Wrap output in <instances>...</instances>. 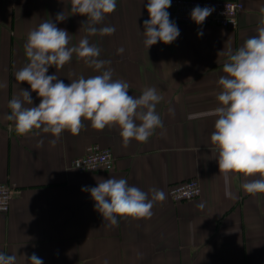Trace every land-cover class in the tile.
Masks as SVG:
<instances>
[{"label": "crops", "instance_id": "crops-1", "mask_svg": "<svg viewBox=\"0 0 264 264\" xmlns=\"http://www.w3.org/2000/svg\"><path fill=\"white\" fill-rule=\"evenodd\" d=\"M240 1L244 9L237 27L173 21L177 39L147 49L148 0H116V10L97 25L115 28L105 36L88 35L87 17L71 12V0H0V182L15 186L8 210L0 211V252L16 255V264H28L33 254L43 264H264V193H247L242 176L229 175L226 182L210 139L227 59L219 53L235 51L258 34L264 8V0ZM59 13L66 17L60 22ZM46 20L70 34L69 47L85 37L97 46L99 59L110 61L105 67L113 70V79L130 85L129 95L156 88L163 97L156 106L163 127L147 142L132 140L127 147L118 127L96 130L87 120L79 134L64 131L55 146L51 134L10 130L9 101L21 88L31 92L29 84L15 79L28 63L24 44ZM121 47L124 52L118 54ZM47 74L70 84L100 73L74 54ZM31 95L38 106L40 98ZM95 143L111 149L113 168L81 172L71 167ZM111 177L126 179L149 199L151 189L162 190L165 199L154 202L151 217H118L117 226H106L82 188ZM192 177L200 194L172 201L169 185Z\"/></svg>", "mask_w": 264, "mask_h": 264}, {"label": "clouds", "instance_id": "clouds-1", "mask_svg": "<svg viewBox=\"0 0 264 264\" xmlns=\"http://www.w3.org/2000/svg\"><path fill=\"white\" fill-rule=\"evenodd\" d=\"M171 3L172 0H148L149 19L144 21L143 32L147 49L158 41L171 44L180 35L167 11ZM70 4L73 14L87 17L83 26H87L88 35L114 34V27L97 25L116 10V0H71ZM213 11L197 6L191 11V19L201 25ZM260 11L258 34L235 51L219 53L227 59L222 66L224 75L218 80L221 91L217 95L218 106L213 110L216 120L210 137L226 182L229 175L244 177L242 188L249 194L264 193V8ZM65 18L63 13L56 16L58 22ZM69 43L70 34L51 20L43 21L28 33L24 44L28 63L16 71L15 79L29 84L31 92L21 88L19 96L9 101L7 120L13 124L10 130L18 135L34 130H38L36 135L51 134L54 139L50 144L55 146L64 131L79 134L87 120L96 130L118 127L127 147L132 140L147 142L157 128L163 127L156 112L163 97L156 88L147 87L138 97L129 95L130 85L113 79V70L105 67L110 61L99 59L100 49L90 44L87 37L76 46L69 47ZM123 52V47L117 49L118 54ZM74 54L100 74L80 76L70 84L56 74H47L49 67L63 68ZM32 92L40 98L38 106H33ZM43 142L39 141L41 146ZM82 191L90 193L95 209L108 222L106 226H117L118 217H151L154 202L165 199L162 190L151 189L149 199L148 193L115 177L101 178L97 186L84 187ZM16 259V255L0 252V264H16ZM27 259L28 264H43L35 254Z\"/></svg>", "mask_w": 264, "mask_h": 264}, {"label": "built area", "instance_id": "built-area-1", "mask_svg": "<svg viewBox=\"0 0 264 264\" xmlns=\"http://www.w3.org/2000/svg\"><path fill=\"white\" fill-rule=\"evenodd\" d=\"M210 7L214 11L201 25L220 27H237L238 14L244 9L240 0H172L167 9L170 19L174 22L196 24L191 19V11L197 7ZM114 156L109 147L91 144L85 152L75 157L71 167L78 171H108L113 168ZM15 192V186L8 182H0V211H7L10 200ZM201 192V186L196 177L172 183L168 187V194L172 201L179 202L192 199Z\"/></svg>", "mask_w": 264, "mask_h": 264}]
</instances>
